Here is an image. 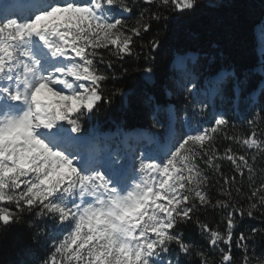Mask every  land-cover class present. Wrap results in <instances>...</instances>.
I'll list each match as a JSON object with an SVG mask.
<instances>
[{"label":"snow or ice","instance_id":"obj_1","mask_svg":"<svg viewBox=\"0 0 264 264\" xmlns=\"http://www.w3.org/2000/svg\"><path fill=\"white\" fill-rule=\"evenodd\" d=\"M196 4L0 0V238L27 229L46 248L39 264H234L233 245L240 264H264L255 240L264 238V115L247 119L246 135H229L225 112L207 124L186 118L159 155L131 160L119 150L90 154L82 135L85 117L123 95H105L118 78L113 57L136 58L139 40L171 18L165 13ZM134 9L130 25L123 13ZM160 43L156 34L147 47ZM245 218L258 226L243 231Z\"/></svg>","mask_w":264,"mask_h":264},{"label":"trees","instance_id":"obj_2","mask_svg":"<svg viewBox=\"0 0 264 264\" xmlns=\"http://www.w3.org/2000/svg\"><path fill=\"white\" fill-rule=\"evenodd\" d=\"M127 2L132 5L133 0ZM112 14L118 15L115 9ZM165 14L171 18L160 22L159 27H154L139 40L136 58L121 62L113 57L111 71L118 78L105 84V95L113 94L117 89H122L123 95H112L111 103H101L92 113L95 130L142 128L151 132L157 141H168L170 116L166 109L172 104L176 134L183 130L186 118L199 119L207 124L214 115L225 112L235 126L229 135L232 131L246 135L250 131L247 119L253 113L264 115L261 112L264 109V86L260 87L263 77L257 70L260 65L264 70V52L262 57L257 53L255 41L256 27L262 24L264 28V0H197L191 10ZM136 15L135 9L132 14H123L130 25L135 22ZM156 34L161 43L158 50L152 51L147 44ZM188 53H195V59L185 67L173 65L174 55ZM105 56L107 58V53ZM146 67L154 70L152 83L145 82L142 77ZM122 68H127L126 74H122ZM222 71H227L226 75L215 81L213 78ZM193 86L195 91L191 92ZM213 86L214 94L210 95L207 91ZM203 89L205 93L201 92ZM202 103L205 107L200 113ZM154 111L159 125L155 124ZM90 124L83 119L82 133L87 132ZM258 128L264 131V121L258 120ZM218 145L222 150L228 142L221 139ZM258 167L264 168V159L258 160ZM229 168V163L224 161V171L228 172ZM244 179L246 181V177ZM219 218L220 214H215V219ZM208 219L211 221L213 216ZM258 219L250 221L245 218L242 230L247 232L252 224L258 226ZM192 232L195 233L194 228ZM255 240L258 254L264 249V238L257 236ZM45 252L44 244L36 243L25 228L13 226L0 238V264H39ZM233 253L234 264H240L242 253L235 245Z\"/></svg>","mask_w":264,"mask_h":264},{"label":"rangeland","instance_id":"obj_3","mask_svg":"<svg viewBox=\"0 0 264 264\" xmlns=\"http://www.w3.org/2000/svg\"><path fill=\"white\" fill-rule=\"evenodd\" d=\"M2 2L11 3L12 0H2ZM115 10H117V13H120L119 9H115ZM255 38H256L255 41H256L257 53L263 54L264 52V28L262 24H259L256 27ZM193 56L194 54L192 53L184 54V56L180 54H176L174 55L173 65L175 67H185L187 63L193 59ZM257 70L263 71L261 67L257 68ZM221 74L219 76H221ZM262 77H263V80L261 81L260 86H264V73L262 74ZM214 80L217 81L216 78ZM213 90H214L213 87L210 88V91H209L210 94L214 93ZM202 92L204 93L205 91H202ZM254 93L255 92H253V95ZM167 110L168 112L171 111L169 107ZM170 114L173 115L172 113ZM85 119L86 121L92 122L91 115L88 117H85ZM93 128L94 127H90L89 130H87L88 135L89 134H92V135H89V136L86 134H82V135L87 141L86 146L89 147V148H86L87 151L90 154H96L101 157H106L108 153L114 152L117 150H119L122 154L126 155L129 160H131L133 153L139 154L143 152L145 154L159 155L162 149L168 144V141L152 142L151 144L150 143L148 144L147 140H150L151 142V138H152L151 133L141 128L126 130V131L122 130L119 133L111 132L108 135L111 138L109 140L110 142H106L102 140L106 136H104L102 133L94 131ZM73 135H77V134L74 133ZM135 139H137V142L135 141Z\"/></svg>","mask_w":264,"mask_h":264},{"label":"water","instance_id":"obj_4","mask_svg":"<svg viewBox=\"0 0 264 264\" xmlns=\"http://www.w3.org/2000/svg\"><path fill=\"white\" fill-rule=\"evenodd\" d=\"M142 77L144 78L145 82L152 83V81L154 80L153 72L150 75L143 72Z\"/></svg>","mask_w":264,"mask_h":264},{"label":"bare ground","instance_id":"obj_5","mask_svg":"<svg viewBox=\"0 0 264 264\" xmlns=\"http://www.w3.org/2000/svg\"><path fill=\"white\" fill-rule=\"evenodd\" d=\"M255 32H256V30H255ZM261 57H262V54L260 55ZM262 68V66L260 65V66H258L257 68ZM263 69V68H262ZM261 74H263L264 73V70L263 71H260V70H258ZM223 72H225V73H227V71H223ZM263 72V73H262ZM170 109H171V112H172V106H170L169 107ZM135 141L137 142V139H135ZM98 154V153H97Z\"/></svg>","mask_w":264,"mask_h":264}]
</instances>
